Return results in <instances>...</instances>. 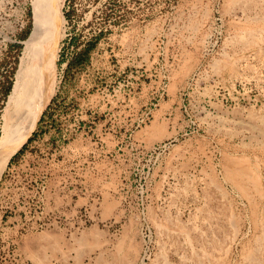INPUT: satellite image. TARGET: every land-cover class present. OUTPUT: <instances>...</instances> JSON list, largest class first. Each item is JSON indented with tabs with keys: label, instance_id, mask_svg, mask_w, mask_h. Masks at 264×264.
Listing matches in <instances>:
<instances>
[{
	"label": "rangeland",
	"instance_id": "rangeland-1",
	"mask_svg": "<svg viewBox=\"0 0 264 264\" xmlns=\"http://www.w3.org/2000/svg\"><path fill=\"white\" fill-rule=\"evenodd\" d=\"M34 2L0 0V137ZM61 12L0 172V264H264V0Z\"/></svg>",
	"mask_w": 264,
	"mask_h": 264
},
{
	"label": "bare ground",
	"instance_id": "bare-ground-1",
	"mask_svg": "<svg viewBox=\"0 0 264 264\" xmlns=\"http://www.w3.org/2000/svg\"><path fill=\"white\" fill-rule=\"evenodd\" d=\"M62 2L35 0L32 6V27L23 40L13 84L2 113L0 172L46 104L48 82L44 76L48 71V61L62 37Z\"/></svg>",
	"mask_w": 264,
	"mask_h": 264
},
{
	"label": "trees",
	"instance_id": "trees-1",
	"mask_svg": "<svg viewBox=\"0 0 264 264\" xmlns=\"http://www.w3.org/2000/svg\"><path fill=\"white\" fill-rule=\"evenodd\" d=\"M92 45H93L92 41L87 42V44L85 46H83L81 49L77 50L76 53L72 56V58L67 61L65 69H68L71 65L78 64L81 60L86 59L87 50ZM59 59L62 60L63 57L60 56ZM7 90H8V85L5 86V88L3 89V93L5 94L7 92Z\"/></svg>",
	"mask_w": 264,
	"mask_h": 264
}]
</instances>
